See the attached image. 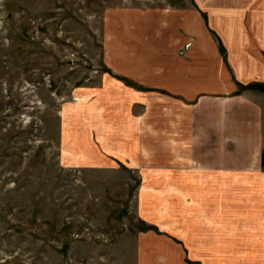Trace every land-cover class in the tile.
<instances>
[{
    "label": "rangeland",
    "instance_id": "obj_1",
    "mask_svg": "<svg viewBox=\"0 0 264 264\" xmlns=\"http://www.w3.org/2000/svg\"><path fill=\"white\" fill-rule=\"evenodd\" d=\"M222 1L0 0V264H136L137 238L162 233L139 207L141 160L156 162L158 152L154 141L141 144V134L126 143L113 133L131 107L107 79L156 89L129 68L115 71L110 55L122 56L115 64L142 54L155 79L160 71L147 49L172 34L192 43L198 18L227 65L220 31L237 23L249 30L257 19L252 4ZM252 85L264 92V80ZM63 136L73 137L69 147Z\"/></svg>",
    "mask_w": 264,
    "mask_h": 264
},
{
    "label": "crops",
    "instance_id": "obj_2",
    "mask_svg": "<svg viewBox=\"0 0 264 264\" xmlns=\"http://www.w3.org/2000/svg\"><path fill=\"white\" fill-rule=\"evenodd\" d=\"M222 4H252L257 19L249 30L237 23L220 31L227 65L212 31L194 15L199 27L191 30L192 43L172 34L151 50L144 46L146 54L154 52L150 59L160 71L155 79L146 74L142 54L115 64L113 57L122 56L109 54L115 71L129 68L137 82L156 89L133 91L106 78L131 107L124 109L123 128L113 133H124L126 143L141 134V144L154 141L158 152L156 162L141 160L139 207L162 233L148 230L137 238L136 264H264V92L246 87L264 80V0ZM133 35V41L142 37ZM149 116L155 123L149 124ZM72 139L63 136L62 145L65 140L69 147ZM127 151L132 165L133 151Z\"/></svg>",
    "mask_w": 264,
    "mask_h": 264
},
{
    "label": "trees",
    "instance_id": "obj_3",
    "mask_svg": "<svg viewBox=\"0 0 264 264\" xmlns=\"http://www.w3.org/2000/svg\"><path fill=\"white\" fill-rule=\"evenodd\" d=\"M220 50H222L221 46H220ZM253 87H255L254 85H252Z\"/></svg>",
    "mask_w": 264,
    "mask_h": 264
}]
</instances>
